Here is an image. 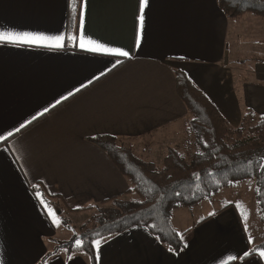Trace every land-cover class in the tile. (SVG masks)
<instances>
[{
	"label": "crops",
	"instance_id": "0c3cea01",
	"mask_svg": "<svg viewBox=\"0 0 264 264\" xmlns=\"http://www.w3.org/2000/svg\"><path fill=\"white\" fill-rule=\"evenodd\" d=\"M139 3L0 0V32L66 38L63 47L0 43V136L13 133L0 140V264H40L66 242L55 239L56 206L77 217L127 192L126 179L90 140L115 137L154 165L169 149L182 150L188 114L174 72H183L230 127L239 125L244 103L264 116V88L235 81V30L217 0H149L137 46ZM82 9L84 34L131 58L86 51L67 39L78 37ZM174 218L179 252L136 227L99 240L98 249L94 244L96 264H264L257 254L242 260L260 242L247 239L233 208L184 231L174 228ZM43 264L89 262L61 250Z\"/></svg>",
	"mask_w": 264,
	"mask_h": 264
},
{
	"label": "trees",
	"instance_id": "16d2710c",
	"mask_svg": "<svg viewBox=\"0 0 264 264\" xmlns=\"http://www.w3.org/2000/svg\"><path fill=\"white\" fill-rule=\"evenodd\" d=\"M217 4L228 19L252 13L264 21V0H217ZM253 61L264 64L256 57ZM174 73L177 95L188 114L182 150L169 149L158 167L138 158L115 137L90 140L107 154L129 188L122 196L80 210L96 213L82 226L80 234L58 243L40 264L61 250L68 257L82 254L89 264H96L95 241L136 227L147 230L172 252H179L183 246L181 236L171 226L174 212L246 181L254 182L264 237V116L247 109L239 125L232 128L183 72ZM261 250L264 239L242 260Z\"/></svg>",
	"mask_w": 264,
	"mask_h": 264
},
{
	"label": "rangeland",
	"instance_id": "374dc122",
	"mask_svg": "<svg viewBox=\"0 0 264 264\" xmlns=\"http://www.w3.org/2000/svg\"><path fill=\"white\" fill-rule=\"evenodd\" d=\"M230 21H232L235 33L232 39V57L229 66L233 69L235 81L241 87L246 85L264 88V73L258 70L255 65L257 63L253 61L255 57L264 60V21L252 13H246L237 19H230ZM227 51H230L229 43ZM259 66L264 69V64L259 63ZM240 107L242 114L249 109L246 108L245 103L241 104ZM137 157L140 158L138 155ZM161 164L162 162L159 160L155 163L158 167ZM254 189L253 181L237 183L235 186L223 189L217 195L206 198L191 207L178 208L174 213V228L177 231H184V228L191 227L197 219L204 217V215H213L224 207L230 206L238 214L247 239L252 243L256 240L261 243L264 239L263 226L254 197ZM43 207L48 208V210L51 208L46 204H43ZM56 208L61 211H58L59 213L53 212L50 215L51 222L58 231L55 239L66 242L75 234H80L82 226L96 213L95 210H91L85 211L84 214L77 217H72L66 211L64 212L60 206H56ZM51 209L55 211L53 208ZM261 251H258L257 255L260 256ZM261 259L264 262V257Z\"/></svg>",
	"mask_w": 264,
	"mask_h": 264
},
{
	"label": "snow or ice",
	"instance_id": "6c2138e0",
	"mask_svg": "<svg viewBox=\"0 0 264 264\" xmlns=\"http://www.w3.org/2000/svg\"><path fill=\"white\" fill-rule=\"evenodd\" d=\"M86 6V0H85ZM149 0H140L139 3V15L137 17L139 23V29L137 31V46L140 45L143 36L144 24H145V10L149 8ZM84 15L85 12L82 9L80 12V23H79V33L77 35H71L67 39L76 42L79 41V47L86 51L104 53L109 55H115L117 57L131 58L130 51L124 50L123 48H109L105 44L99 43L96 40H93L90 36L84 34ZM64 35H58L54 37L46 36L42 33H16V32H0V43H13V44H28V45H39V46H48V47H63L65 41ZM21 128L24 125L20 126ZM16 131H20V128H17ZM13 135L12 132L8 133V137ZM8 137L0 136V140H7ZM79 241L77 244L79 245ZM96 248L100 247L101 242L99 240L94 242ZM250 255L249 252L245 251L243 253V258H247ZM260 256L264 257V251L260 252ZM234 259V258H233Z\"/></svg>",
	"mask_w": 264,
	"mask_h": 264
}]
</instances>
